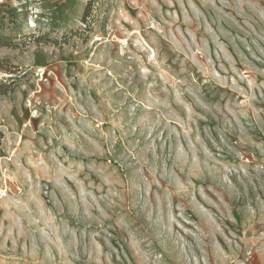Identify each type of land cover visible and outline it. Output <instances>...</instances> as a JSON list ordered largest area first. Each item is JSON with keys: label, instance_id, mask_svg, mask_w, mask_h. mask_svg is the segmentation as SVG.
Returning a JSON list of instances; mask_svg holds the SVG:
<instances>
[{"label": "rangeland", "instance_id": "374dc122", "mask_svg": "<svg viewBox=\"0 0 264 264\" xmlns=\"http://www.w3.org/2000/svg\"><path fill=\"white\" fill-rule=\"evenodd\" d=\"M88 1L0 0V264H264V0Z\"/></svg>", "mask_w": 264, "mask_h": 264}, {"label": "trees", "instance_id": "16d2710c", "mask_svg": "<svg viewBox=\"0 0 264 264\" xmlns=\"http://www.w3.org/2000/svg\"><path fill=\"white\" fill-rule=\"evenodd\" d=\"M93 2H94V0H89L86 4V9H85L84 14L82 16V19L85 20V23L87 22L86 17H87V14L89 13L88 8L93 4ZM5 41L6 42H4V43H0V45L1 46H11L10 42H8L9 41L8 39H6ZM16 84H17V82H16L15 78H11L9 83H5L3 81H0V96L5 95L9 92H12L14 90Z\"/></svg>", "mask_w": 264, "mask_h": 264}]
</instances>
